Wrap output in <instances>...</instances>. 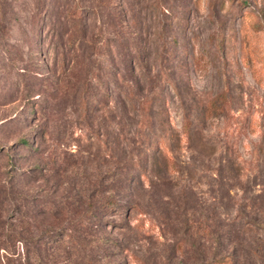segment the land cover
Instances as JSON below:
<instances>
[{
	"label": "rangeland",
	"instance_id": "rangeland-1",
	"mask_svg": "<svg viewBox=\"0 0 264 264\" xmlns=\"http://www.w3.org/2000/svg\"><path fill=\"white\" fill-rule=\"evenodd\" d=\"M41 132L38 154L20 143ZM35 155L30 188L57 184L42 198L137 206L139 238L104 217L128 246L116 260L178 264L182 221L208 218L239 235L238 264H264V0H0V187L9 160L30 171ZM17 221L0 204V226Z\"/></svg>",
	"mask_w": 264,
	"mask_h": 264
},
{
	"label": "trees",
	"instance_id": "trees-1",
	"mask_svg": "<svg viewBox=\"0 0 264 264\" xmlns=\"http://www.w3.org/2000/svg\"><path fill=\"white\" fill-rule=\"evenodd\" d=\"M98 105L102 102L98 100ZM210 115L220 114L218 100L208 108ZM190 124L186 120L185 132L189 138ZM35 136L32 146L26 139L21 144L29 147L34 154L40 152V147ZM167 139H165L166 141ZM164 141V142H165ZM149 147L153 157H157L158 143L149 141ZM162 144H159V146ZM34 146V147H33ZM159 149V148H158ZM36 157V155H35ZM42 158L36 157L34 166L29 169L15 168L13 162H8V186L0 187V204H8L9 208L18 217L16 224H6L0 235V246L5 251L6 262L2 264H28L29 258L34 259V264H127L126 259L117 257L123 254L128 248L124 238L115 237L108 233L115 224L106 221L105 216L111 215L121 219L116 227L129 237L139 238L143 223H139L135 229H130L128 223L130 216L137 211V206L131 201L121 202L115 195L104 196L102 190L90 191L88 195L82 196L85 201L76 202V193L68 188L58 198H49V194L40 195L43 192H50L57 184L42 187L30 188L35 182L37 175L34 170L41 172L46 169V164L41 162ZM34 169V170H33ZM140 175L137 172L132 174L124 173L118 176V183L121 182L129 189L133 183L139 182ZM47 181V180H46ZM55 183H58L56 178ZM125 186V187H126ZM3 196V197H2ZM40 196V197H39ZM262 196L253 200L250 211L257 206V201ZM61 215L64 217L62 218ZM243 216V215H242ZM255 227L264 230V222L253 218L251 220ZM183 230L178 229V238L174 242L175 248L180 250L183 257L178 264H238L237 244L238 236L227 243L228 231H221L219 225L208 218L193 221L190 219L182 221ZM3 238V239H2ZM211 243V252L205 251L206 242ZM262 249L264 250V241ZM20 245L24 254L16 250ZM114 259V260H113ZM139 264H146L140 260Z\"/></svg>",
	"mask_w": 264,
	"mask_h": 264
}]
</instances>
